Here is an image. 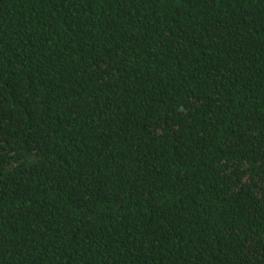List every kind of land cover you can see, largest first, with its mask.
Wrapping results in <instances>:
<instances>
[{
    "label": "trees",
    "instance_id": "1",
    "mask_svg": "<svg viewBox=\"0 0 264 264\" xmlns=\"http://www.w3.org/2000/svg\"><path fill=\"white\" fill-rule=\"evenodd\" d=\"M0 264H264V0H0Z\"/></svg>",
    "mask_w": 264,
    "mask_h": 264
}]
</instances>
